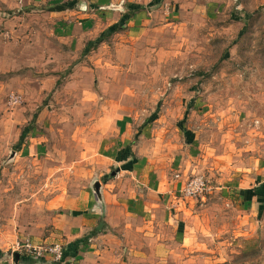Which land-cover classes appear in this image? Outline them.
Instances as JSON below:
<instances>
[{
  "label": "rangeland",
  "instance_id": "1",
  "mask_svg": "<svg viewBox=\"0 0 264 264\" xmlns=\"http://www.w3.org/2000/svg\"><path fill=\"white\" fill-rule=\"evenodd\" d=\"M65 1L0 0V253L54 234L64 204L102 176L123 116L134 127V158L142 151L166 163L182 158L175 143L186 145L177 130L186 115L188 150L197 152L187 161L202 169L189 181L211 187L187 198L200 209L199 244L145 256L151 249L135 233L134 251L122 247L119 257L86 264H264V210L240 214L219 189L220 174L239 178L244 167L264 164V0H164L148 10L154 19L145 39L132 44L142 50L124 57L116 46L126 31L104 30L97 39L108 35L106 42L92 48L94 41L71 44L60 30L64 17L48 11ZM80 1L93 14L91 0Z\"/></svg>",
  "mask_w": 264,
  "mask_h": 264
},
{
  "label": "crops",
  "instance_id": "2",
  "mask_svg": "<svg viewBox=\"0 0 264 264\" xmlns=\"http://www.w3.org/2000/svg\"><path fill=\"white\" fill-rule=\"evenodd\" d=\"M69 1L75 2L74 8L53 11V14L64 17L65 24L60 30L70 38V43L77 46L84 40L95 42L100 32L105 30L108 33L124 23L120 32L126 31L128 39L116 46L119 57L135 56L136 52L140 51L141 47L135 48V44L139 45L137 41L145 39L146 31L154 19L152 12L148 10L160 6L149 7L153 0H128L127 5L124 0H91L93 14H89L87 2ZM132 5H140L143 9L133 12ZM104 42L106 41L101 43ZM128 117L129 115L123 116L112 128L118 140L115 139L114 143L109 141L110 151L105 157V164H102L104 178L99 175V178L91 183L89 191L80 193L70 204H64L65 212L52 219L51 230L54 234L50 238L39 239L40 245L59 242L65 246L66 259L60 264H86L98 255L119 257L123 250L134 251L137 249L134 245L137 238L135 233H142V239L151 249V253L146 251L145 256L154 254V249L157 253L160 251L163 255H168L173 245L185 248L199 244L197 237L201 236V227L204 230L200 209L194 199L189 200L179 194L189 178L202 170L201 163L197 160L187 161L191 159L190 155L195 156L197 153L196 150L191 153V148L188 150L194 144V141L191 142L193 139L186 145L179 141L175 143L179 147L178 150L181 149L182 158L174 162L156 163L149 154L142 151L140 157L134 158L133 149L128 144L134 127L132 123H126ZM151 130L152 126L148 124L140 129L141 135L145 137L152 133ZM177 130L184 135L180 128ZM149 144L155 145L152 141ZM185 146L187 150L183 152ZM228 164L224 165L223 169L227 170ZM242 171L244 173L239 178L220 174L225 185L219 189L223 191L225 201H230L231 205L240 209V214L259 215L264 207V200L258 196L249 197V194L241 196L240 191L258 192L264 187V164L258 162L252 167H244ZM97 181L100 182L101 201L93 189ZM96 228H101L102 231L90 236ZM171 239L175 244L170 242ZM7 255L0 253V259L8 258ZM46 261L22 256L19 264L49 263Z\"/></svg>",
  "mask_w": 264,
  "mask_h": 264
},
{
  "label": "built area",
  "instance_id": "3",
  "mask_svg": "<svg viewBox=\"0 0 264 264\" xmlns=\"http://www.w3.org/2000/svg\"><path fill=\"white\" fill-rule=\"evenodd\" d=\"M15 103L20 102V97L14 96ZM211 187L202 178H196L187 182L181 190L183 197L190 198L209 192ZM22 256H29L37 260H50L54 263H64L66 259L65 246L61 243H52L50 246L33 244L29 239L16 241L14 250Z\"/></svg>",
  "mask_w": 264,
  "mask_h": 264
},
{
  "label": "trees",
  "instance_id": "4",
  "mask_svg": "<svg viewBox=\"0 0 264 264\" xmlns=\"http://www.w3.org/2000/svg\"><path fill=\"white\" fill-rule=\"evenodd\" d=\"M162 2H164V0H153L150 3L149 7H154V6L161 5ZM74 6H75V2H70L69 1V2H65L63 4H54V5L50 6V7H48V11H51V12H53V11H62L64 9H66V8H74ZM132 8H133V12H138V11H140V10L143 9L140 5H132ZM123 28H124V23L122 25H119V26L114 27L113 29H111V31H109V33H110V35L119 33L120 31L123 30ZM108 37H109L108 35H103L101 38H99L98 40H96L94 42V46H96L99 43L103 42L104 39L105 38H108ZM186 119H187V116L185 115V118H184L183 121L185 122ZM150 120L151 119H149L147 121V123L150 122ZM183 121L179 124V127L184 132V135L187 138L186 143L187 144H190L189 140L191 141V139H194V138H193L192 134L190 133V131L187 129L186 124ZM31 130H32L31 128H28L27 131L28 132H31ZM26 133L27 132H24V134L22 136V139L25 137ZM245 194H246V196H248L247 194H249V197L258 196V198H261L262 200H264V187L263 188H260V191H258V192L254 191V190L245 191V192L240 191V195L241 196L242 195L245 196ZM261 210H264V207ZM101 231H102L101 228H96L95 230H93L90 233V236H95V235L99 234ZM87 241H88V239L86 240V242ZM56 264H60V263H56Z\"/></svg>",
  "mask_w": 264,
  "mask_h": 264
},
{
  "label": "water",
  "instance_id": "5",
  "mask_svg": "<svg viewBox=\"0 0 264 264\" xmlns=\"http://www.w3.org/2000/svg\"><path fill=\"white\" fill-rule=\"evenodd\" d=\"M93 189H94V193L95 195L98 197V199L101 201V194H100V182H96L94 185H93ZM7 257H11L14 264H19L21 258H22V255L19 253V252H13V253H10L7 255Z\"/></svg>",
  "mask_w": 264,
  "mask_h": 264
}]
</instances>
